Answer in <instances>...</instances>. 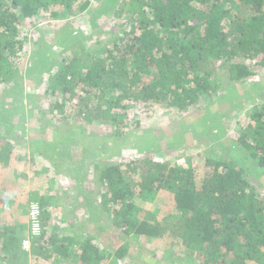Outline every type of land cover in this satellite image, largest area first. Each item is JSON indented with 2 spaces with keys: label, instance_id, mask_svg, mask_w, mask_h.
Listing matches in <instances>:
<instances>
[{
  "label": "trees",
  "instance_id": "trees-1",
  "mask_svg": "<svg viewBox=\"0 0 264 264\" xmlns=\"http://www.w3.org/2000/svg\"><path fill=\"white\" fill-rule=\"evenodd\" d=\"M93 1L0 0V86L18 79L24 31L35 28L42 13L49 12L52 19L72 18L87 13ZM135 3L148 8L150 17L136 14L113 49L105 50L106 56L85 52L64 57L51 87L62 95L61 106H77L78 121L108 124L106 136L111 128L114 139L133 129L129 111L134 105L163 104L185 113L216 99L222 74L241 83L255 75L253 67L264 68V0ZM248 129L252 135L245 133L238 144L264 171V105L251 116ZM207 166L208 172L197 180L194 169L155 162L151 155L127 164L106 163L100 173L107 191L101 194L100 210L126 236L180 240L190 256L204 258L203 264H264V195L241 164L216 158ZM160 191L174 196L177 214L163 221L138 218L136 201ZM46 200H40L43 232L30 237L31 249L46 262L69 260L71 239L58 244L48 236ZM10 225L0 226V247L29 253L21 246L29 235L21 239ZM85 234L80 235L86 239L82 259L70 260L72 264H104L112 255L120 262L129 253L130 246L124 244L103 255L93 244L94 236Z\"/></svg>",
  "mask_w": 264,
  "mask_h": 264
},
{
  "label": "rangeland",
  "instance_id": "rangeland-1",
  "mask_svg": "<svg viewBox=\"0 0 264 264\" xmlns=\"http://www.w3.org/2000/svg\"><path fill=\"white\" fill-rule=\"evenodd\" d=\"M149 12L135 0H94L87 13L72 18L52 19L45 11L34 21L35 28L24 31L27 40L18 55V79L0 86V124L13 128L12 132L21 138H37L48 143L49 149L57 148V162H47L52 169L48 176L58 180L50 187L52 196L46 198L51 215L48 236L58 244L61 239H71L73 254L65 260L68 262L82 259L80 248L86 239L80 235L86 233L94 236L93 244L103 255H112L124 244L130 246L124 261L112 255L104 264H203L204 258L190 256L180 240L126 236L113 228L112 219L99 207L101 194L106 191L100 180L106 163L127 164L151 155L155 162L194 169L196 179L202 180L209 170L207 161L220 158L244 166L250 182L264 195V171L256 168L238 144L245 133L252 135L248 129L251 116L264 105V68L253 67L255 75L241 83L229 81L222 74L216 99L185 113L163 104L134 105L129 111L133 129L117 139L110 137L112 128L106 136L108 124L89 126L78 121L76 105L61 106L62 95L51 87L65 58L85 52L104 54L123 37L136 14L149 18ZM22 127L23 131L19 129ZM61 128L65 131L59 133ZM16 135L0 132V144H4L0 147L15 141L19 145ZM41 199L6 211L0 196V215L8 216L0 219L2 229L11 224L13 233L25 239L29 235V206L33 202L40 204ZM136 203V216L141 219L154 217L163 221L177 214L174 196L166 191ZM10 252L0 247V264H54L64 259L46 262L37 258L32 249L26 254L15 248Z\"/></svg>",
  "mask_w": 264,
  "mask_h": 264
},
{
  "label": "crops",
  "instance_id": "crops-1",
  "mask_svg": "<svg viewBox=\"0 0 264 264\" xmlns=\"http://www.w3.org/2000/svg\"><path fill=\"white\" fill-rule=\"evenodd\" d=\"M19 129L23 131L25 128ZM30 129L33 130V128ZM8 131L12 132L14 129L5 124H0V132ZM64 131L61 128L59 133ZM16 134L13 133V135ZM17 137H15V140L20 143L19 145L15 141V144L11 142L10 145L5 144L6 146L0 147V161H3V163L0 162V196L4 200L3 204H6V211L20 209L26 202L36 198L51 197L50 187H52L53 182L56 184L58 182V180L48 176L51 175L52 169L47 163L53 165L57 162V148L52 146L49 149L48 143L43 144L41 143L43 141L37 138L24 139L20 136ZM5 143H8V140H5ZM1 145L4 144L1 143ZM67 155L72 154L67 152ZM80 160V158L77 159L78 164L81 162ZM2 218H8V216L1 214L0 219Z\"/></svg>",
  "mask_w": 264,
  "mask_h": 264
},
{
  "label": "built area",
  "instance_id": "built-area-1",
  "mask_svg": "<svg viewBox=\"0 0 264 264\" xmlns=\"http://www.w3.org/2000/svg\"><path fill=\"white\" fill-rule=\"evenodd\" d=\"M42 214H41V207L39 203L33 202L30 204L29 207V236L26 238L22 243V249L24 251L30 252L32 241L30 237L40 236L42 234ZM54 264H69L65 261H59L58 263Z\"/></svg>",
  "mask_w": 264,
  "mask_h": 264
}]
</instances>
